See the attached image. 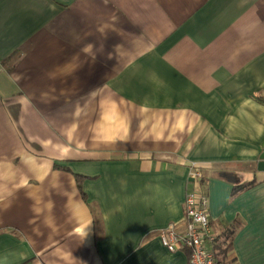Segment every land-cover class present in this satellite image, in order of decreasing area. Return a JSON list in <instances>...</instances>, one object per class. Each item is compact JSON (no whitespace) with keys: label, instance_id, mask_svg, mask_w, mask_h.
Masks as SVG:
<instances>
[{"label":"crops","instance_id":"1","mask_svg":"<svg viewBox=\"0 0 264 264\" xmlns=\"http://www.w3.org/2000/svg\"><path fill=\"white\" fill-rule=\"evenodd\" d=\"M262 151L264 0H0V264H264Z\"/></svg>","mask_w":264,"mask_h":264},{"label":"built area","instance_id":"2","mask_svg":"<svg viewBox=\"0 0 264 264\" xmlns=\"http://www.w3.org/2000/svg\"><path fill=\"white\" fill-rule=\"evenodd\" d=\"M208 210L206 195L188 191L184 199V228L177 230L169 224L160 229L161 241L169 250L184 247L190 250L189 264H222L211 246L216 235L211 229Z\"/></svg>","mask_w":264,"mask_h":264},{"label":"water","instance_id":"3","mask_svg":"<svg viewBox=\"0 0 264 264\" xmlns=\"http://www.w3.org/2000/svg\"><path fill=\"white\" fill-rule=\"evenodd\" d=\"M257 168L259 170H264V151L259 155V160L257 161Z\"/></svg>","mask_w":264,"mask_h":264},{"label":"trees","instance_id":"4","mask_svg":"<svg viewBox=\"0 0 264 264\" xmlns=\"http://www.w3.org/2000/svg\"><path fill=\"white\" fill-rule=\"evenodd\" d=\"M246 185V184H245ZM241 186V185H240ZM221 251V250H220ZM218 257V256H217ZM217 259H219V261H221V263H222V259H220L219 257L217 258ZM224 262V261H223ZM222 264H224V263H222Z\"/></svg>","mask_w":264,"mask_h":264}]
</instances>
